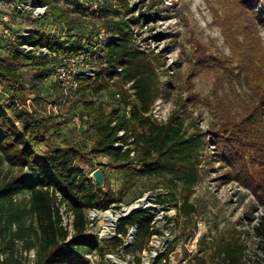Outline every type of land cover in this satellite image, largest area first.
<instances>
[{"label":"rangeland","instance_id":"374dc122","mask_svg":"<svg viewBox=\"0 0 264 264\" xmlns=\"http://www.w3.org/2000/svg\"><path fill=\"white\" fill-rule=\"evenodd\" d=\"M80 1L82 3L78 4L73 0H58L55 4L60 10L50 7L42 16H34L29 10L17 12L8 0H0V19L9 13L18 25L11 37H0V56L7 64L13 62L26 81L23 94L26 102L11 93L7 82L0 81V103L8 107L19 100L22 102L20 108L29 111L31 117L37 113L54 122L64 120L61 125L63 136L58 137L53 128L55 135L41 145L43 149L47 148L48 142L58 143L64 137L73 144L90 147L94 142V131L89 126V118L84 115L78 80L79 74L90 70V66L56 65L47 76L43 90L37 91L32 88L31 79L38 70L28 60H12L11 44L20 37L19 33L23 34L22 31L64 34L66 39L70 27L67 21H73L80 23L88 35L101 40L104 46L112 31L108 21L151 14L152 17L142 19L140 25L131 28L142 49L149 54H160L165 65H157L159 79L165 80L166 71L172 76V86H163L164 92L152 106V117L157 122H166L173 116L182 119L189 133L202 131L214 149L210 161L202 164V177L195 186L187 187L174 179L178 187L173 189L170 180L175 177L166 172L159 176L137 177L118 204L129 205L158 187L173 191L175 201L171 202L176 208L178 235L169 246L168 256L172 254L176 260L172 264H181L186 258L194 264H226L219 252V244L237 239L246 260L264 264V255L249 219L264 210V206L258 207L257 194L259 186L264 184V165L254 166L250 142L238 143L229 132L232 124L246 122L243 118L252 116L255 105L261 104L264 0H128L127 7L122 0ZM104 60H97V69L106 66L101 63ZM122 85L124 80L118 77L108 90L90 95L107 111L121 107L129 114V108H123L122 98L117 93ZM108 162V156H96L95 164L88 169L89 176L99 163L110 172L106 167ZM4 173L12 177L20 171L4 165ZM110 178L113 188L119 192L126 177L116 171ZM261 195L264 197V191ZM185 200L194 204L195 212L188 214L180 210ZM88 233L94 235L95 230L92 233L89 228ZM118 243L119 240L111 239L99 244L105 253ZM148 244L149 237H145L130 248L137 263ZM15 253L20 264L36 262V249L26 250L20 241L15 245ZM6 256L0 253V264ZM18 262L14 261L15 264ZM160 264L168 262L161 260Z\"/></svg>","mask_w":264,"mask_h":264},{"label":"trees","instance_id":"16d2710c","mask_svg":"<svg viewBox=\"0 0 264 264\" xmlns=\"http://www.w3.org/2000/svg\"><path fill=\"white\" fill-rule=\"evenodd\" d=\"M28 1L8 0L11 8L18 2ZM33 1L38 6L47 4L49 8L60 10L55 4L58 0ZM73 1L82 3L80 0ZM122 2L127 7L128 0ZM150 17L151 14L142 13L108 21V28L112 31L104 46L101 40L88 35L80 23L73 21H67L70 27L66 39L64 34L37 30L28 35L19 34L20 37L11 44L12 60H28L38 70L31 79L32 88L37 91L43 90L52 67L64 64L63 56L86 54L94 74H79L78 80L84 115L89 118V126L94 131V142L90 147L73 144L64 137L60 141L62 143L48 142L46 149L41 148L50 137H54L53 128L58 137L63 136L61 125L64 120L54 122L50 117L37 113L31 117L29 111L22 110L21 101L26 102L23 95L25 78L13 62L7 64L0 56V81L7 82L11 93L21 100L12 102L8 107L0 103V240L3 242L0 253L7 255L1 264L18 262L15 245L19 241L26 250L36 249L35 264H92L88 254L100 251L105 255L107 250L104 253L97 237L88 233L87 215L90 208H108L122 202L125 191L133 186L137 177L171 173L175 177L170 180L173 189L178 187L174 179L187 187L195 186L201 179V166L210 161L214 149L203 132L189 133L184 128L183 120L176 116L166 122H157L151 114L153 104L164 92L163 86H172V76L166 71L165 80L159 79L157 65H165L161 62L160 54H149L142 49L131 28ZM68 31L76 32L70 34ZM23 44L47 47L51 54L26 50ZM103 58L105 60L101 63L106 66L97 69V60ZM118 77L124 80V85L117 93L122 98L123 108H129V114L123 112L121 107L107 111L90 95L96 96L108 90L111 82ZM261 93V104L255 105L252 116L243 118L246 122L240 125L232 124L229 130L234 141L241 144L250 142L254 166L264 165V88H261ZM120 131L125 133L119 135ZM132 152L135 153L133 156ZM96 156H108L110 160L106 166L110 172L103 168L102 163L93 167L102 168L105 176L103 187L88 172L89 167L95 164ZM4 165L20 173L8 177L4 173ZM116 171L126 177L119 192L113 188L110 180V174ZM50 189L60 192V202ZM263 191L264 184L258 188V207L264 206ZM173 195L170 201H175ZM20 196L21 200L17 202ZM61 203L75 213L73 233L62 224ZM180 210L190 214L196 208L185 200ZM249 219L264 255V210ZM131 224L139 226L138 241L150 237L151 218L144 211H135L124 217L119 229L125 231ZM219 247L226 264H254L245 259L239 239L220 242Z\"/></svg>","mask_w":264,"mask_h":264},{"label":"built area","instance_id":"2783aa9c","mask_svg":"<svg viewBox=\"0 0 264 264\" xmlns=\"http://www.w3.org/2000/svg\"><path fill=\"white\" fill-rule=\"evenodd\" d=\"M14 8L17 12L29 10L34 16H42L48 9L49 5L38 6L35 1L18 2ZM18 28L13 17L9 13L2 15L0 19V37H11L13 31ZM22 31V30H19ZM21 35H28L31 32L22 31ZM26 50H36L37 53L43 51L45 54H51L47 47H33L27 44L22 45ZM64 64L73 66H90L85 53L70 54L63 56ZM65 61L67 63H65ZM71 68V67H70ZM74 67H72L73 70ZM87 74H94L92 68L86 71ZM125 131H120L119 135H123ZM127 148L128 145L117 143ZM135 153L132 152L133 156ZM51 193L57 197L60 202L61 194L58 191L50 189ZM173 191L167 187H158L146 192L143 196L134 200L131 204H112L108 208L93 207L88 210V230L95 234L98 241L119 240L115 247L108 248L105 255H99L96 251L88 254L92 264L104 262L106 264H160L161 260H165L168 264L175 263L176 260L171 254L169 246L178 235V225L175 222L176 208L172 207L170 197ZM164 199L165 201H160ZM62 224L71 233L74 232L75 213L69 209L65 203H61ZM63 209L66 213L63 214ZM135 211H144L151 218L152 233L149 237V244L144 248L141 261L137 263L136 256L130 248L136 243L138 237L139 226L131 224L127 226L125 231L119 229L121 220L129 216ZM165 255V257H164ZM181 264H194L192 260L186 258Z\"/></svg>","mask_w":264,"mask_h":264},{"label":"water","instance_id":"95a60500","mask_svg":"<svg viewBox=\"0 0 264 264\" xmlns=\"http://www.w3.org/2000/svg\"><path fill=\"white\" fill-rule=\"evenodd\" d=\"M91 177L94 179V181L100 185V186H104L105 185V176L103 173V170L101 167H96L92 173H91Z\"/></svg>","mask_w":264,"mask_h":264}]
</instances>
